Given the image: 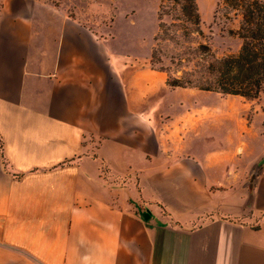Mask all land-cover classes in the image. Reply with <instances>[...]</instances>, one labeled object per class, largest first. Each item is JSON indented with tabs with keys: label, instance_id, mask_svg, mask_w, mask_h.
<instances>
[{
	"label": "crops",
	"instance_id": "0c3cea01",
	"mask_svg": "<svg viewBox=\"0 0 264 264\" xmlns=\"http://www.w3.org/2000/svg\"><path fill=\"white\" fill-rule=\"evenodd\" d=\"M86 4L0 0V264H264V97L169 90Z\"/></svg>",
	"mask_w": 264,
	"mask_h": 264
},
{
	"label": "trees",
	"instance_id": "16d2710c",
	"mask_svg": "<svg viewBox=\"0 0 264 264\" xmlns=\"http://www.w3.org/2000/svg\"><path fill=\"white\" fill-rule=\"evenodd\" d=\"M156 15L150 65L166 75L169 90L213 92L221 97L237 96L245 102L264 94V0L217 2L209 28L217 27L222 38L236 45L222 53L212 51L210 42L200 41L211 38L202 30L197 0H158ZM168 45L173 47L171 51ZM71 162L66 160L59 166ZM4 166L11 172L5 160ZM250 226L253 230L260 228L258 224Z\"/></svg>",
	"mask_w": 264,
	"mask_h": 264
},
{
	"label": "rangeland",
	"instance_id": "374dc122",
	"mask_svg": "<svg viewBox=\"0 0 264 264\" xmlns=\"http://www.w3.org/2000/svg\"><path fill=\"white\" fill-rule=\"evenodd\" d=\"M219 1L220 0H197V3L201 15L202 30L205 35L210 36L211 38V41H209V39H200V41L210 42L209 46H211L212 51L222 53L226 49L235 48L236 45L234 41L222 38V33L217 27L214 26L212 30L209 28L212 22V14L215 5ZM85 2L87 3L86 5H88L86 10L88 9L90 14H95L98 18L99 16L102 17L105 15L108 23L110 21L112 23L115 18L117 35L124 40L126 45L132 47L133 56L136 54V59L139 64L146 63V65L151 68L150 56L151 51L155 46L154 38L157 31L156 13L158 0H85ZM87 24L92 26L93 23ZM130 42H132V44H130ZM172 48L173 47L169 45L167 46L168 51H171L170 49ZM163 51H166V46L163 47ZM166 63L168 64V62H165V65H167ZM156 66L159 67V64ZM227 97L221 98H227L228 101H230L229 99H235V101H242L245 103L240 97ZM262 97H264V94L259 99H254L247 103L259 102ZM233 104L236 106V103Z\"/></svg>",
	"mask_w": 264,
	"mask_h": 264
},
{
	"label": "water",
	"instance_id": "95a60500",
	"mask_svg": "<svg viewBox=\"0 0 264 264\" xmlns=\"http://www.w3.org/2000/svg\"><path fill=\"white\" fill-rule=\"evenodd\" d=\"M264 168V156L253 166L247 181V196L243 205L242 214L248 216L252 212L255 197V181L260 171Z\"/></svg>",
	"mask_w": 264,
	"mask_h": 264
}]
</instances>
